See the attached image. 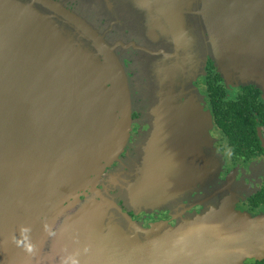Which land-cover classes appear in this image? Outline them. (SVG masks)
<instances>
[{"label": "water", "instance_id": "1", "mask_svg": "<svg viewBox=\"0 0 264 264\" xmlns=\"http://www.w3.org/2000/svg\"><path fill=\"white\" fill-rule=\"evenodd\" d=\"M66 1L0 0V264H34L28 255L45 254V240L59 228L63 239L72 240L78 264H239L227 257L241 239L240 216L229 207L203 211L169 228L159 223L145 228L107 197V205L98 208V184L126 190L129 203L140 210L170 207L182 190L201 184L209 168L174 165L163 157L153 159L159 164L122 165L107 178L104 161L124 150L134 108L123 61L126 68L128 51L141 53L142 46L123 38L108 41L84 16L89 12L68 10ZM129 1L107 3L121 15ZM133 1L138 6H132L130 18L122 17L123 24L110 30L126 32L128 25L143 42L150 35L160 38L162 47L152 66L161 56L168 62L175 57L184 61L187 54L193 58L184 61L176 86L180 94L198 98L191 100L189 110L205 112L194 81L206 68L208 55L220 65V48L229 57L252 48L246 29L251 20L239 16L260 15L264 0H198L191 7L189 0ZM170 78L164 75L163 82H172ZM157 86L154 94L162 95ZM174 86L159 88L165 93ZM181 120L188 129L189 118L178 115L163 131L174 130ZM204 120L208 130V116ZM99 141L101 158L96 155ZM197 147L191 137V158L197 157ZM203 147L213 159V142L207 140ZM167 156L170 162V151ZM55 201H60L61 219L51 224L58 215V210L49 213ZM41 221L44 228L38 233ZM58 262L53 256L51 264Z\"/></svg>", "mask_w": 264, "mask_h": 264}, {"label": "flooded vegetation", "instance_id": "2", "mask_svg": "<svg viewBox=\"0 0 264 264\" xmlns=\"http://www.w3.org/2000/svg\"><path fill=\"white\" fill-rule=\"evenodd\" d=\"M239 17L251 20L246 26L247 33L253 39L249 50L264 55V9L260 15ZM251 69L254 73L250 74L255 75L256 79L250 74L244 79L227 78L210 57L205 72L201 70L195 81L203 96L202 104L210 115L208 137L215 147L213 159L204 147H197V157H190L187 152L189 142L191 137L195 143L196 140L189 136V130L182 120L174 130L163 131L166 124L172 123V117H184L182 111L176 110L168 115V109L165 112L160 111L162 109L149 112L148 108L142 107L133 108L131 126L124 138V150L105 165L106 174L126 164H159L163 157L167 163L174 165L207 166L208 177L203 176L208 180L207 185L197 184L182 190L170 209L156 207L135 212L118 198L120 205L134 220L143 222L145 228L158 223L165 228L175 227L203 211L229 207L240 216L241 239L239 245L228 252V259L236 260L239 264H264V67L255 65ZM155 99L158 98H152ZM169 151L170 162L167 159ZM158 158L159 162H155ZM85 193L89 194L90 191L86 190ZM82 198L86 197L83 195ZM249 219L252 223H249ZM71 241L63 240V244L69 243V246L63 249L64 253L62 250L57 264H78L74 254H71ZM38 250L42 252V249ZM28 256L34 264H51L54 255L45 250V254Z\"/></svg>", "mask_w": 264, "mask_h": 264}, {"label": "rangeland", "instance_id": "3", "mask_svg": "<svg viewBox=\"0 0 264 264\" xmlns=\"http://www.w3.org/2000/svg\"><path fill=\"white\" fill-rule=\"evenodd\" d=\"M119 1L121 4L122 0H119ZM128 1L129 0H127V2ZM189 2L191 3V4L189 3L190 7L197 5L199 3L198 0H189ZM102 4L104 5V2L102 0H99V2L97 1L94 2L92 0H67L66 8L71 11H77L78 13H81L82 15H84V13L86 12H89V16L88 15H84V16L89 20L90 24H93L95 26L100 36L105 37L107 34L108 41L115 42V38H123L125 42L134 41L137 45L142 46V50H140L141 53L133 49H130L128 51V59L126 61V68H125L124 61L120 59L123 61V67L125 71L129 72L128 76H129V82H130L131 92H132V95H131V98L133 100L132 105L134 106V109H138V108L142 109L143 107L146 109L148 108L149 112L151 110L159 111V109H162L160 111L165 112L166 109H168L169 110L168 115H170L173 111L182 110L184 117H186V119L187 117L189 118L188 123L190 126L188 127L187 122H186V125L188 127V130L191 132L192 136L195 138L198 148L203 147L205 143L207 142V140L209 141L208 135L210 134V127L208 126V130L206 129L204 119L206 116H208L209 118L210 115L208 111L206 110V106L203 105L202 103L201 104L205 108L204 109L205 112L204 111L201 112L200 109L199 111L189 110L188 107H189L191 100H196L198 98H195L191 95H186L183 93L180 94V90L176 86L179 83L177 79L181 78V76L184 75L183 73H181L182 69H180L182 66L184 67V63H186L184 61L188 60L189 62V59H193V58L188 57L189 55L187 54L184 58V61L179 59L178 57H175V58H172L171 61L168 62L167 59L161 56L160 61L155 66H152V63L157 61V57H156L157 50H159L162 47L161 42L160 43L157 42V41H160V38L153 37L154 39H152L150 38L152 37V35H150L143 42L139 38L133 37L132 36L133 34L127 33V30H130L131 28L128 25H126V32L124 31L122 32V30H119L117 27L113 29V32L110 30L113 28V26H119L118 23L122 21L121 20L122 17H124L123 21L129 19L132 13V8H133L132 6L135 5L134 7H136L138 6V4H136L133 0H130L129 5L131 6L125 10V13H121V15H119L118 12L116 11H115L116 13H114L110 10L107 0L105 3V6H106L105 9L110 13H107L106 10L101 7ZM104 13H107V14H104ZM93 17L95 20H92ZM203 18H204V23H206L205 25H208L207 19H205L206 17H203ZM120 23L121 25L123 24V22H120ZM175 44L179 45L177 43ZM180 47H182L183 49L184 43ZM186 47H187L186 50H189V47L187 45ZM144 50H147V52ZM219 51L220 53L217 56L218 58H220V62H219L220 65L218 66H220L221 69L225 72L227 78L229 77H233L234 79H237L240 77H242V79L248 78L250 72L254 73V70L251 68L255 67V65L264 67V55L260 53H256L255 51H252V50H241L240 51L239 50L238 56L235 57L233 55V56H230L231 58L229 57L228 51L226 50V48H220ZM159 53H160V50H159ZM210 57L211 56L208 55L207 60H209ZM203 58H206V57H203ZM200 59H202V57ZM103 65H105L104 62H103ZM164 75L173 76L174 79L170 78L172 79V82H163ZM250 76L255 78V75L253 74H250ZM114 78H116V76ZM170 83H173V86L175 85L174 88L168 89L165 91V93H163V89L159 88V85L170 84ZM194 84H195V81H194ZM156 86H157V91L161 92L162 95L154 94V90ZM198 91L202 95L199 89ZM153 97H157L158 99L152 100ZM207 123L209 124V120ZM106 138H109L108 143H111L110 145H112V141L110 140L111 136L108 134ZM97 147L98 149H96V155H98V157L101 158L103 157V152H102L103 149L102 150L100 149L101 141L97 143ZM116 158L117 157H114V159L112 160H115ZM112 160L109 162H112ZM105 162L109 163L107 161H104V165L106 164ZM130 165L136 166L135 164H130ZM117 171H120L119 173L122 174L123 169H120ZM103 174L104 173L100 172L99 179L104 180V178L102 177ZM108 177L112 178V174L108 173L107 178ZM207 177L208 176L206 175V178ZM201 180H202V183L200 185H207L208 183L207 179L202 177ZM98 186H99V189H98L99 196L98 197H99V203H100L98 204V208L102 209L107 205V202L109 201L104 199L106 197L110 198L113 201H116L119 204L120 202L118 198H120V200H124L127 204H129L127 195L123 193L124 191L127 193L126 190L120 188L119 186H112V188H105V186L101 184H98ZM106 191L107 193H105ZM54 199H59V197L56 196L54 197ZM174 202L175 200L172 199V201L169 203L170 207L167 205H164L162 207L165 209H170L174 206ZM130 204H131L130 206L131 211L137 212L139 210L138 205L134 207L132 201H130ZM59 207H60V201L59 202L55 201V204H53V208H50L49 210L50 214H53L55 211L58 210V212L56 213L58 215L56 217H53L51 224H55L59 222V220L61 219V217H59V215L61 214V210ZM150 209H155V207H151V208L143 207L142 210H150ZM137 222H139L141 225H144L143 222H140V221H137ZM44 223L46 224L45 221ZM249 223H252L250 219H249ZM43 228L44 226L41 221L40 223H38L36 231L39 233V231H41ZM63 232H64V229L59 228L58 233L55 237H51L48 240H45L44 242V245H43L44 249L50 252L54 256L62 255V250L67 249V247L69 246V243L63 244V240H67L66 238L63 239V234H62ZM33 244L35 246L39 243H37L36 241V242H33ZM64 252L65 251L63 250V253Z\"/></svg>", "mask_w": 264, "mask_h": 264}]
</instances>
